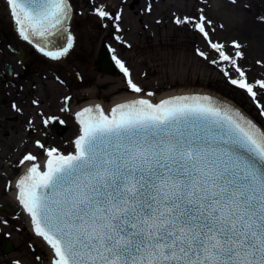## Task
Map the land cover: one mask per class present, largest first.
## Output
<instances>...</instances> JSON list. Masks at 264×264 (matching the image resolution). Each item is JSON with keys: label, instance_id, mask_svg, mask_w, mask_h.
Masks as SVG:
<instances>
[{"label": "snow or ice", "instance_id": "1", "mask_svg": "<svg viewBox=\"0 0 264 264\" xmlns=\"http://www.w3.org/2000/svg\"><path fill=\"white\" fill-rule=\"evenodd\" d=\"M8 2L26 41L62 24L70 7L67 0ZM201 21L209 47L244 77L224 45L211 41V22ZM72 47L69 40L45 55L58 59ZM116 63L130 90L143 93ZM231 83L257 94L246 79ZM94 107L77 113L74 152L47 149L46 171L33 163L18 181V199L53 264H264V130L206 96L138 98L109 114ZM37 159L29 153L21 163Z\"/></svg>", "mask_w": 264, "mask_h": 264}, {"label": "rangeland", "instance_id": "2", "mask_svg": "<svg viewBox=\"0 0 264 264\" xmlns=\"http://www.w3.org/2000/svg\"><path fill=\"white\" fill-rule=\"evenodd\" d=\"M70 2L74 10L71 24L74 47L56 60L50 68L52 74L42 73L38 90L27 87L23 91V94L31 96L40 94L38 97L42 99L45 113H50V99L56 102V115L71 120L74 105L80 100L94 98L109 105L116 98L130 94L146 96L150 92L154 94L152 96H157L179 89H201L232 102L264 130V90L259 88V82L264 81V0ZM100 9L109 15L100 16ZM117 16L119 19H116ZM201 16L211 22L206 24L211 41L224 45V51L233 56L245 72L244 77H240L230 62L221 60L209 47L197 27L202 22ZM178 18H188L191 22L177 24ZM6 32L11 34L5 37ZM15 32L17 25L10 5L6 0H0V68L8 56L7 44L19 45ZM104 42L111 44L120 61L129 69L133 81L144 89L143 93L130 90L123 71L118 76L96 71L94 62ZM20 46L27 47L25 43H20ZM201 52L205 55L201 56ZM232 79H246L256 91V96L232 84ZM6 97L0 86V102ZM69 103H72V112H65L64 106ZM10 107L4 112L6 107L1 108L0 104L1 204L4 196H8L9 183L21 174V160L25 155H35L38 159L33 163H39L46 154V145L54 143L60 146L61 141L71 145L74 136L70 125L67 134L62 137L54 135L52 137L55 138H50L43 135V129L32 128L33 125L29 126L32 130L28 132L29 128H22L27 112L18 109L17 114ZM68 113L71 115L68 116ZM42 115L38 125L45 121V115ZM9 116L19 117L18 121L8 119ZM36 141L44 144L45 148H39ZM15 213L12 210L9 213L0 212V260L5 264H20L27 252L29 237ZM15 235L18 236L16 239ZM7 241L14 243L16 249L13 253L5 254Z\"/></svg>", "mask_w": 264, "mask_h": 264}, {"label": "flooded vegetation", "instance_id": "3", "mask_svg": "<svg viewBox=\"0 0 264 264\" xmlns=\"http://www.w3.org/2000/svg\"><path fill=\"white\" fill-rule=\"evenodd\" d=\"M11 32H6L5 37H8ZM19 42V45L12 46L10 43L7 44L5 49L8 51V56L5 58V63L3 67L0 68V86L5 95L8 97L1 99V108L6 107L5 111L9 106L10 109H13L15 113H19L18 109L21 111H26L27 114L24 115L26 122L24 123L23 129H28L29 126L33 125L37 130L43 129V135H46L50 138H55L52 136H65L68 132V119L65 116L56 115L57 106L56 102L52 99L49 100L50 113L47 114L45 109L42 108V99H40L38 95L33 94L27 95L23 94L24 89L32 88L34 91L38 90L37 86L39 85L38 80L42 77V73L44 75L52 74L50 68L53 64L56 63L57 59H54L51 56L45 55V52H49L45 50L44 52L40 51V47L34 45L29 40L26 41L23 39L20 31L17 29V33H14ZM8 40V39H7ZM20 43H25L27 47H21ZM51 51V50H50ZM55 52V51H51ZM98 58V56H97ZM96 62V61H95ZM94 62V67H95ZM97 70V68H96ZM43 75V76H44ZM11 101V102H10ZM9 104V106H8ZM65 104L64 111L72 112L71 104ZM15 105V107H13ZM3 108V109H4ZM48 110V109H47ZM45 115V120L49 117H57L58 120H50L48 119V123L44 126L42 121L37 124L38 119ZM70 114V113H68ZM17 116H9L8 119L18 121ZM73 118V117H72ZM59 121H63L60 123ZM37 126V127H36ZM68 127V128H67ZM32 129L29 128L28 132ZM3 131V130H2ZM48 139V138H46ZM64 146H67L66 143L61 141ZM46 146H56V144H48ZM9 192V188H8ZM1 204V203H0ZM7 243V242H6ZM6 246V245H5Z\"/></svg>", "mask_w": 264, "mask_h": 264}, {"label": "bare ground", "instance_id": "4", "mask_svg": "<svg viewBox=\"0 0 264 264\" xmlns=\"http://www.w3.org/2000/svg\"><path fill=\"white\" fill-rule=\"evenodd\" d=\"M6 2H8V0H6ZM8 4H9V2H8ZM86 93L89 94V91H86ZM197 94L200 96H201V94H206L207 97H216L217 96V98L220 100V102H228L226 99L222 98L221 96L215 95L214 93H210V92H207V91H204L201 89L200 90H195V89H188V90L181 89L180 90L179 89L176 91H171V92L159 94L157 96H148V95L143 96L141 94H130V95H126V96L116 98L109 105H105L104 102L100 103L99 100H96L94 98H90L87 101L86 100L85 101L80 100L79 102L77 101V103H75V105H74L75 106L74 107V114L72 115L73 118L71 116L70 117L71 120L68 119V120H70L68 125L71 126V128L73 129V132H74V136L72 137V140H71V145L67 144V146H64V145L47 146L48 147L47 149L55 148V149H58L60 153L65 154V155L75 151L74 141L81 134V129H82L81 125L79 124V122L76 119V116H77L76 112H78V110L82 109L84 106L91 107V106L99 105L104 110L105 114H109L111 112V110L116 105L123 104V103H125L129 100H133V99L145 98V99L150 100L152 103L156 104V103H159L161 101H164L166 98H168L170 96H179L180 97L182 95H197ZM228 103H230V102H228ZM77 104H79V105H77ZM230 104L232 105V103H230ZM232 106L235 107V109H238L241 115H243V116L245 115V117L248 121H251L254 125H256L249 118V116H247L238 107H236L234 104ZM67 115L69 116L71 114H67ZM48 159H49V157L46 154L40 158L39 164L41 166V170L46 171V161ZM32 164H33L32 161H25L24 163H22L21 174H19L15 180H13L12 182L9 183V185H8L9 186V193H8V196H6V197L4 196L2 204L4 206L6 205V206L10 207V211L12 210V211L16 212L15 217H17V219L20 218L21 223L24 225L23 231H25V234L27 235V237H29L27 239L28 243L26 245L27 252L25 253L20 264H53V250L51 249L50 245H48L47 242L42 237H40L39 235L36 234L35 224L31 218L30 214L26 211V209L23 208V205L20 203V201L18 199V194H19L18 191L19 190L17 188V182L20 179L21 175H25L28 172V170L30 169ZM3 211L6 212V210H3ZM0 232H1V230H0ZM29 234H32V235L29 236ZM17 237L18 236L15 235V239ZM0 238H1V234H0ZM0 264H5V263H3L2 260H0Z\"/></svg>", "mask_w": 264, "mask_h": 264}, {"label": "water", "instance_id": "5", "mask_svg": "<svg viewBox=\"0 0 264 264\" xmlns=\"http://www.w3.org/2000/svg\"><path fill=\"white\" fill-rule=\"evenodd\" d=\"M67 3L69 4V10H68V16L67 19L62 22V24L57 25L55 28L50 29V31L45 34L44 36L39 35H32L29 36V41L32 42L34 45L43 48L47 51H62L63 48L67 46V43L69 40L72 42V26L70 27L71 19L73 16V9L70 4V1L67 0ZM74 47V46H73ZM100 50L98 60L95 62V66L97 67V70L103 74L109 75V76H118L121 74V68L116 63V60H118L115 52L113 51L111 45L109 42H105ZM65 56V55H63ZM182 96H188L193 97L191 95H182ZM180 96V97H182ZM198 96V95H196ZM200 96V95H199ZM206 94H201V97H204ZM179 96H170L166 98L165 100L175 98ZM213 104L216 107L221 108L225 111H230L233 116H236L239 114V116H242L244 119H246L245 115H241L238 109H235L230 103L228 102H220V100L216 97H210ZM136 100V99H133ZM133 100H129L125 103L131 102ZM92 107V106H91ZM94 107V106H93ZM247 120V119H246ZM256 126V125H255ZM257 127V126H256ZM5 209L6 212H10L9 208H5L3 205H0V211ZM15 251L14 244L11 241L7 242L5 253L9 254Z\"/></svg>", "mask_w": 264, "mask_h": 264}]
</instances>
